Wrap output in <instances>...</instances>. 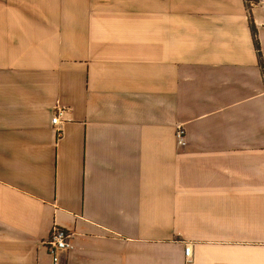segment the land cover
<instances>
[{"label":"crops","instance_id":"crops-1","mask_svg":"<svg viewBox=\"0 0 264 264\" xmlns=\"http://www.w3.org/2000/svg\"><path fill=\"white\" fill-rule=\"evenodd\" d=\"M251 19L264 62L245 0H0V264H264Z\"/></svg>","mask_w":264,"mask_h":264},{"label":"built area","instance_id":"built-area-1","mask_svg":"<svg viewBox=\"0 0 264 264\" xmlns=\"http://www.w3.org/2000/svg\"><path fill=\"white\" fill-rule=\"evenodd\" d=\"M248 16L251 18L256 8H264V0H245ZM68 111L67 108L57 105L52 120L53 125H62L64 123L63 114ZM177 141L180 147H185L186 131L183 127L177 129ZM74 234L58 226H54L49 237L43 245L47 248L52 264H62V256L75 249L73 242ZM186 261L191 264L193 261V249L190 243L186 244Z\"/></svg>","mask_w":264,"mask_h":264},{"label":"trees","instance_id":"trees-1","mask_svg":"<svg viewBox=\"0 0 264 264\" xmlns=\"http://www.w3.org/2000/svg\"><path fill=\"white\" fill-rule=\"evenodd\" d=\"M251 28H252V35L254 37L256 48H257V51H258V56H259V59H260V63L262 65V69H263L262 72H263V75H264V62L262 61L261 48H260V43H259V40H258V31H257L256 25H255L253 19H251Z\"/></svg>","mask_w":264,"mask_h":264},{"label":"rangeland","instance_id":"rangeland-1","mask_svg":"<svg viewBox=\"0 0 264 264\" xmlns=\"http://www.w3.org/2000/svg\"><path fill=\"white\" fill-rule=\"evenodd\" d=\"M262 9H264V8H262Z\"/></svg>","mask_w":264,"mask_h":264}]
</instances>
